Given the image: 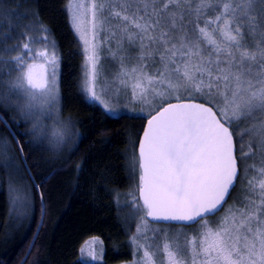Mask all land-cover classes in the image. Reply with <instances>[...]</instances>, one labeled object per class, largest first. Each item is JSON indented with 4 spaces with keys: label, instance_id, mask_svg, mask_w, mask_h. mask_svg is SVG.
Masks as SVG:
<instances>
[{
    "label": "snow or ice",
    "instance_id": "6c2138e0",
    "mask_svg": "<svg viewBox=\"0 0 264 264\" xmlns=\"http://www.w3.org/2000/svg\"><path fill=\"white\" fill-rule=\"evenodd\" d=\"M64 8L82 46V92L109 112L128 92L144 113L131 149L137 182L130 194L141 215L129 264H264V0H66ZM21 20L0 0V22L9 21L0 24V109L19 107L13 97L20 95L31 115L58 103L60 58L38 12ZM105 49L117 70L98 88ZM4 126L15 144L0 136V165L10 168L9 154L27 160L32 141L22 144L30 133ZM69 126L49 138L58 151ZM149 218L177 227L151 228ZM86 243L88 256L101 259L99 241Z\"/></svg>",
    "mask_w": 264,
    "mask_h": 264
},
{
    "label": "trees",
    "instance_id": "16d2710c",
    "mask_svg": "<svg viewBox=\"0 0 264 264\" xmlns=\"http://www.w3.org/2000/svg\"><path fill=\"white\" fill-rule=\"evenodd\" d=\"M6 3L20 14L21 23L30 22L31 10L34 9L51 30L48 35L55 42L57 54L64 58L60 83L61 109L63 115L71 118L72 126L75 123L78 128L77 131L74 129L78 136L72 140V149L59 158L53 157L45 142L29 127L24 115L13 107L7 112L0 109L13 131L30 133L19 139L22 144L32 141L31 145L25 146L26 161L45 200L44 223L22 264H92L79 260L80 246L91 236L101 237L106 248L103 261L93 264L128 261L132 254L130 237L136 233L141 214L133 211V204L119 206L116 195L131 186L132 178L128 171L132 156L130 141L138 139L146 121L141 119L142 116L127 113L110 116L91 103L80 90L78 45L70 31L64 8L66 0H6ZM10 22L15 25V18ZM7 23L9 21L0 22ZM19 32L20 29H15L12 35L18 36ZM30 34L42 35L36 31ZM16 42L8 41L9 44ZM43 45L44 42L37 39L35 47L40 49ZM2 91L4 88L0 85ZM13 120L19 127L13 124ZM0 136H8L15 144L1 120ZM9 155L14 157L13 166L4 168L0 165V264H21L40 221L41 203L18 150ZM42 177L47 178L46 183ZM10 184L15 189L24 184L30 193L31 203L28 220L8 231ZM131 212L133 217H130ZM222 214L223 210L209 219L214 221Z\"/></svg>",
    "mask_w": 264,
    "mask_h": 264
},
{
    "label": "rangeland",
    "instance_id": "374dc122",
    "mask_svg": "<svg viewBox=\"0 0 264 264\" xmlns=\"http://www.w3.org/2000/svg\"><path fill=\"white\" fill-rule=\"evenodd\" d=\"M69 21V20H68ZM69 26H70V31L72 36L74 37L77 45H78V54H79V69H78V80H79V84H80V90H81V81L83 78V72H84V68H83V63H84V56L82 54V46H81V42L77 36V34L74 32V30L71 28L70 22ZM102 64L104 66V72L102 74V78L100 81V84L98 85L99 87H104V81H103V76H107L108 80L111 81L112 80V76L113 73L117 70V65L114 61H112L109 57H108V53L107 50L105 49L102 52ZM63 56V55H62ZM60 63H59V101L57 104H55L54 106H50V107H46L43 111L36 109L32 112L31 115H27L26 114V110L24 109V105L26 103V101L24 100V98L20 95H16L13 97L14 103L16 105H18L19 107H13L15 108V110L17 112H19L21 115L25 116V120L26 122L29 124V127L37 133V136H39V138L45 142L47 148L50 150L51 155L53 157H60L62 156L64 153H67L68 151H70L72 149V140L78 136L77 134V126L75 123H72L69 120V118L65 115H63V109H61V81H62V73H63V60L64 58L60 57ZM116 87V85H111L109 90L106 91L104 93V96L106 99H113V92L112 89H114ZM5 90V89H4ZM82 91V90H81ZM85 96L86 94L83 93ZM130 93L125 92V91H121L120 97H119V104L117 106V110L114 112H109L106 109L103 108V106L96 101H92L89 98H86L93 103L94 105H98L103 111H105L108 115L110 116H118L122 113H127L130 115H136V116H143L144 113L141 112L140 109V105H133L131 103H128V99H129ZM115 102V101H114ZM125 104H127V107H125ZM135 109V110H133ZM247 122H243L242 123V127L245 126ZM35 125V127H34ZM66 125H70L68 128V137H67V142L63 147V150L58 151L54 146H52L50 144V140L49 138L53 137L54 132L57 129H63ZM76 131H75V130ZM245 139L247 140V137H245ZM136 141L135 138H133L130 141V153H132L131 149H132V144L133 142ZM131 161V159H130ZM130 161H129V165H128V171L130 173V176L132 178V182H131V186L123 193H119L116 195V202L119 206H126L127 207L129 205L132 204V195L136 192V175L134 174V172L132 171V169L130 168ZM251 163V161H250ZM23 186L18 187V189H16V191L14 193L11 194V215H10V220L8 221V224L6 226L7 230L10 231L11 227L13 226H20L22 224H24L26 222V220H28V216H29V205L31 203V196L30 193L28 192V189L26 188V186L24 184H22ZM131 193V194H130ZM18 199L15 200V203L12 202V197H17ZM130 217H133V212H131ZM139 223V220H138ZM137 223V224H138ZM149 227L151 228H156V227H170V228H174L177 227L176 225H158V224H153L149 222ZM198 226L195 225L194 227H189L186 228L185 231L186 232H191L192 229L197 228ZM136 234V233H135ZM149 236H151V233H148ZM93 239H97L99 241V243H97L95 245V248L97 251L102 250V258L98 259V260H93L91 257L88 256L87 254V248L88 245L86 242L91 241ZM119 239V238H118ZM160 240L159 235H157L156 237V242L158 243ZM84 248L85 251L82 253L81 252V248ZM105 243L103 241V239L99 236H91L88 239H86L82 245L80 246L79 249V260L84 262V263H100L103 261L104 259V254H105ZM131 251L133 252V245L131 244ZM133 260V255L131 254V258L128 261L122 262L120 264H129L130 261Z\"/></svg>",
    "mask_w": 264,
    "mask_h": 264
},
{
    "label": "water",
    "instance_id": "95a60500",
    "mask_svg": "<svg viewBox=\"0 0 264 264\" xmlns=\"http://www.w3.org/2000/svg\"><path fill=\"white\" fill-rule=\"evenodd\" d=\"M0 117H3V119H0L1 121H2V123L4 124L5 123V121H7L6 119H5V117L3 116V114L0 112ZM8 122V121H7ZM146 123V122H145ZM9 124V123H8ZM10 125V124H9ZM13 130V129H12ZM142 134V133H141ZM23 159V162H24V164H25V166H26V168H27V171H28V173H29V171H30V169H29V166H28V163H27V161L24 159V158H22ZM32 174V173H31ZM31 178L33 179V175H31ZM34 184H35V186L37 185L36 183H35V181H34ZM37 189V188H36ZM37 193H38V196H39V199H40V203H41V217H40V221H39V224H38V227H37V230H36V232H35V234H34V237H33V239H32V242H31V244H30V247H29V249H28V252H27V254H26V256H25V258L23 259V261L21 262V264L26 260V258L28 257V255L30 254V252H31V248H32V246H33V244H34V242H35V240H36V238H37V236L39 235V233H40V230H41V228H42V225H43V223H44V219H45V200H44V196H43V193H42V191H41V189H40V187H39V190H37ZM41 194H42V198H41ZM222 211V210H221ZM218 214V213H217ZM212 217V216H211ZM149 222L150 223H153V224H156V223H154L153 221H152V219L151 218H149ZM193 225H195V224H193ZM193 225H191V226H193ZM177 226V225H176Z\"/></svg>",
    "mask_w": 264,
    "mask_h": 264
}]
</instances>
